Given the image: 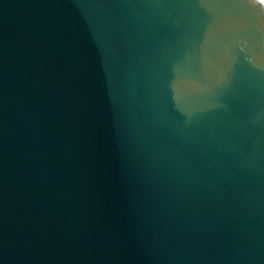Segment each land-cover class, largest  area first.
I'll return each instance as SVG.
<instances>
[{
    "label": "water",
    "instance_id": "1",
    "mask_svg": "<svg viewBox=\"0 0 264 264\" xmlns=\"http://www.w3.org/2000/svg\"><path fill=\"white\" fill-rule=\"evenodd\" d=\"M0 264H264V2L0 0Z\"/></svg>",
    "mask_w": 264,
    "mask_h": 264
},
{
    "label": "snow or ice",
    "instance_id": "2",
    "mask_svg": "<svg viewBox=\"0 0 264 264\" xmlns=\"http://www.w3.org/2000/svg\"><path fill=\"white\" fill-rule=\"evenodd\" d=\"M262 2H264V0H262Z\"/></svg>",
    "mask_w": 264,
    "mask_h": 264
}]
</instances>
